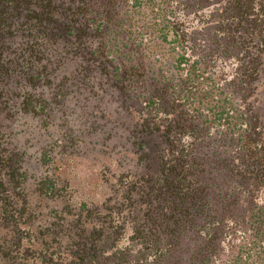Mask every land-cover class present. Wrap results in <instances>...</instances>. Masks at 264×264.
<instances>
[{"label": "trees", "instance_id": "obj_1", "mask_svg": "<svg viewBox=\"0 0 264 264\" xmlns=\"http://www.w3.org/2000/svg\"><path fill=\"white\" fill-rule=\"evenodd\" d=\"M129 1L132 13L155 17L151 25L155 29L147 32V39L160 38V43L177 47L170 61L173 69L189 72L186 66L192 64L187 49L199 44L204 29L217 27L224 29L223 36L213 31L215 43L224 53L245 62L242 76L236 78L242 79V87H250V80L258 79L264 59V0H0V264H154L167 260L180 235L192 228L191 224L186 226L187 220L198 217L201 224L195 225V231L202 244L192 254L195 264H264V205L252 204L258 181L264 178V137L259 134L264 123L247 96L262 91L257 103L261 101L258 108L264 107L263 82L257 81L248 93H240L242 103L225 105L228 115L251 108L252 115L246 113L244 122L233 127L222 116L216 123L233 136L235 128L243 137L237 138L236 146L249 186L244 195L233 200L231 193L218 187L204 194L206 186L216 185L213 180L202 189L185 190L190 174L195 177L199 168L191 159L194 143L186 146L180 142L183 131L199 128L188 113L191 107L184 103L186 95L172 93L176 106L173 111L163 108L161 95L169 94L170 86L156 88L159 95L137 94L148 118H154L157 111L167 115L162 124L165 146L159 152L160 171L154 176L146 172L128 183L124 182L128 172L118 163V178L105 175L111 192L103 201L72 199L66 180L51 171L35 176L27 173L26 165L19 161L23 151L13 153L9 136L19 116L39 111L48 122L50 106L39 96L41 85L55 88L58 96L64 97L73 91L99 98L118 94L111 83L117 72L108 76L106 69L107 62L114 60L107 54L112 50L108 29L116 24L117 16L122 19L131 14L127 11ZM210 4L215 8L207 11ZM195 17L198 22L194 26L191 21ZM154 31L157 33L152 35ZM204 56L197 61H204ZM126 66H131L130 73L142 74L135 62ZM183 90L180 82L175 92ZM77 106L82 108V104ZM119 109L112 106L110 112ZM111 117L109 122L114 121ZM223 119L227 120L225 125ZM90 121L92 129L100 122L95 116ZM60 150L66 149L61 146ZM39 156L44 163L53 159L49 148ZM117 182L120 191L114 186ZM215 196L225 206L216 207ZM139 198L146 199L144 205ZM232 202L245 204V210L229 207ZM127 226L133 243L122 247L118 241ZM129 248L134 257H127Z\"/></svg>", "mask_w": 264, "mask_h": 264}, {"label": "rangeland", "instance_id": "obj_2", "mask_svg": "<svg viewBox=\"0 0 264 264\" xmlns=\"http://www.w3.org/2000/svg\"><path fill=\"white\" fill-rule=\"evenodd\" d=\"M122 3L124 5V1ZM129 3L130 1L127 3V11L131 14L122 19L117 16L114 18L116 24H111L112 26L108 29L112 50H109L107 54L112 55L114 60L111 63L107 62L106 69L108 76L114 71L117 72V76L111 83H114L113 88L118 94L108 93L109 97L99 98L89 95L86 97L85 92L73 94V91L71 95L64 97V95L58 96L55 88L41 85L39 96L50 106L48 122L45 123V115L39 111L25 112L19 116L9 136V145L13 153L23 151L19 161L26 165L27 173L35 176L51 171L55 173V176L66 180L73 191L72 199L78 197L89 201H103L104 197L111 192L110 183L107 182L105 175L109 173L108 178L111 176H115L111 177L112 179L118 178V163L124 172H128L124 180L128 183L146 172L154 176L160 171L159 152L165 146V138L162 135L165 131L162 124L167 115L157 111L154 118H148L142 112L143 101L137 97V94L143 92L146 93L145 95H152L157 93L156 88L170 86V93L161 95L163 108L173 111L175 104L171 99L172 93L181 97L186 95L184 103L191 107L188 113L198 123L199 128V130L183 131L180 142L186 146L194 143L191 159H195V165L199 168L195 177L190 174L191 178L185 182V190L192 191V187L202 189L204 184L213 180L216 185L206 186L204 194L207 195L213 188L218 187L223 193H231L232 200L236 196L244 195V188L249 186V181L245 179L246 174L241 171L244 161L241 151L236 146L237 138L243 139V137L235 128H233V136L228 129L217 127L216 123H220V117L226 116L229 124L234 127L241 121H245L246 113L252 115L251 108L233 111L228 115L225 105L228 103L237 105L238 101L241 102L240 93H248L257 81L264 83V59L259 65L258 79L250 80L248 84L251 86H245L244 89L241 85L242 79L236 78L242 76L245 62L236 56L224 53L215 43L213 31L217 30L218 34L223 36L224 28L210 27L202 32L199 42V44L202 42L201 46L198 44L193 50L187 49L186 55L190 58L192 66H186L189 68V72L186 69L187 74L184 73V69L180 73L177 69H173V65H170V61L178 51L177 47L171 44L169 46L165 42L160 43V38L156 40L146 38L147 32L155 29L151 26L155 22L153 14L132 13ZM214 8L215 6L210 4L207 11ZM197 22L198 17L191 21L194 26ZM156 33L154 31L152 35ZM212 47H215L214 51L211 50ZM201 54L205 55V60L199 62L197 58ZM118 61L120 65L118 64L116 68L114 66ZM138 61H141L143 65ZM132 62L142 68V74L134 70L130 73L128 69L131 66L126 65ZM204 63L207 64L203 65ZM248 64H250V58ZM131 74L133 77L129 79ZM180 82L184 90L178 94L175 91ZM128 83L138 85L133 84L129 87ZM247 96L254 103L255 110L260 113V119L264 123V107L258 108L261 101L257 103V99L262 96V91L257 94L249 93ZM113 103L118 104L112 105ZM78 104H82L81 109L78 108ZM112 106H118L120 109L110 112ZM92 116L100 121L94 129L91 128ZM110 116L114 121H108ZM226 121L223 119L224 125ZM159 125L162 126L158 129ZM259 134L264 137V130ZM61 146H64L66 150H60ZM45 148H49L53 154L52 161L48 163L42 162L39 156ZM112 156L116 159H112ZM185 162L184 165L187 166L190 156L185 159ZM260 182L264 184V178L258 181L256 197L252 201L255 206L264 205V185ZM116 185L119 190L118 182L114 186ZM173 198L179 202L175 193ZM139 199L140 204L144 205L146 199ZM214 199L216 207L225 206L220 204V197L215 196ZM229 207H234L237 211H244L246 208L245 204L238 202L230 203ZM198 223L201 224L199 217L187 220L186 226L191 224L192 228L180 235L178 244L165 258L167 260L154 264H195L192 254L202 244V238L195 231V225ZM131 232L127 226L118 241L119 245L123 247L133 243ZM128 251L127 257H134L132 249L129 248Z\"/></svg>", "mask_w": 264, "mask_h": 264}]
</instances>
